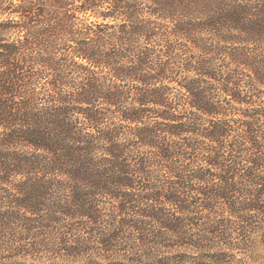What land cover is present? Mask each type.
I'll return each mask as SVG.
<instances>
[{
	"label": "trees",
	"instance_id": "obj_1",
	"mask_svg": "<svg viewBox=\"0 0 264 264\" xmlns=\"http://www.w3.org/2000/svg\"><path fill=\"white\" fill-rule=\"evenodd\" d=\"M256 249L264 0H0V264Z\"/></svg>",
	"mask_w": 264,
	"mask_h": 264
},
{
	"label": "rangeland",
	"instance_id": "obj_2",
	"mask_svg": "<svg viewBox=\"0 0 264 264\" xmlns=\"http://www.w3.org/2000/svg\"><path fill=\"white\" fill-rule=\"evenodd\" d=\"M256 256L253 259L247 258L245 254L239 253L236 258L233 259L232 264H264V251L256 249Z\"/></svg>",
	"mask_w": 264,
	"mask_h": 264
}]
</instances>
